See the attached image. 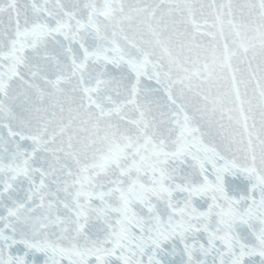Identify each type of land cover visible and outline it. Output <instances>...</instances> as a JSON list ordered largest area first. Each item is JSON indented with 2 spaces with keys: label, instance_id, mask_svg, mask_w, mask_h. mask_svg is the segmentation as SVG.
<instances>
[{
  "label": "snow or ice",
  "instance_id": "1",
  "mask_svg": "<svg viewBox=\"0 0 264 264\" xmlns=\"http://www.w3.org/2000/svg\"><path fill=\"white\" fill-rule=\"evenodd\" d=\"M0 264H264V0H0Z\"/></svg>",
  "mask_w": 264,
  "mask_h": 264
}]
</instances>
